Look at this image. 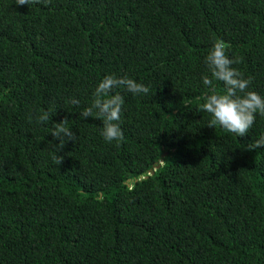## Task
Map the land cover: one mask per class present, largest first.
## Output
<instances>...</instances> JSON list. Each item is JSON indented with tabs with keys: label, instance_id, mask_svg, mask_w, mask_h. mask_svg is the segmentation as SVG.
Masks as SVG:
<instances>
[{
	"label": "trees",
	"instance_id": "1",
	"mask_svg": "<svg viewBox=\"0 0 264 264\" xmlns=\"http://www.w3.org/2000/svg\"><path fill=\"white\" fill-rule=\"evenodd\" d=\"M218 40L264 96V0H0V264H264V116L238 137L200 110ZM110 74L150 88L114 90L111 143L80 116Z\"/></svg>",
	"mask_w": 264,
	"mask_h": 264
},
{
	"label": "clouds",
	"instance_id": "2",
	"mask_svg": "<svg viewBox=\"0 0 264 264\" xmlns=\"http://www.w3.org/2000/svg\"><path fill=\"white\" fill-rule=\"evenodd\" d=\"M46 0H17L18 6L44 3ZM210 75L202 77L206 87H211L213 81L223 82L224 91L216 92L212 88L211 94L200 97L203 101L200 110L212 115L209 127L219 125L227 132L238 137H244L255 123L256 114L264 116V96L255 91H248L251 79H245L243 74L232 65L239 63L238 59L229 58L227 47L223 40L214 43L204 61ZM123 88L133 95L148 94L150 88L143 83L127 76L117 77L114 74L105 76L97 85L94 92V99L90 106L85 108L80 116L83 119L99 118L103 122L102 135L104 139L111 143L120 141L124 138L120 126L121 116L125 104L124 97L115 92V89ZM72 103L78 104L79 101L73 99ZM31 118V117H30ZM50 119V110L43 111L36 117L37 123H47ZM69 120L65 118L60 123L53 124L50 129L51 136L58 140L56 144L60 149H64L69 141L76 140L74 133L67 126ZM264 147V134L247 146V150ZM57 163L61 164L63 157L57 155Z\"/></svg>",
	"mask_w": 264,
	"mask_h": 264
},
{
	"label": "water",
	"instance_id": "3",
	"mask_svg": "<svg viewBox=\"0 0 264 264\" xmlns=\"http://www.w3.org/2000/svg\"><path fill=\"white\" fill-rule=\"evenodd\" d=\"M152 174L154 173V172H151Z\"/></svg>",
	"mask_w": 264,
	"mask_h": 264
}]
</instances>
